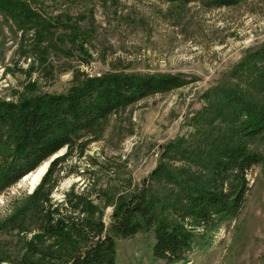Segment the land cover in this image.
Masks as SVG:
<instances>
[{
    "label": "rangeland",
    "instance_id": "rangeland-1",
    "mask_svg": "<svg viewBox=\"0 0 264 264\" xmlns=\"http://www.w3.org/2000/svg\"><path fill=\"white\" fill-rule=\"evenodd\" d=\"M15 1L35 19L23 28L0 10V99L28 95L32 83L35 92H65L81 73L180 78V87L149 94L107 116L85 154H72L62 163L54 190L59 200L72 187L100 191L103 197L96 203L108 222L118 199L165 163L172 175L152 186L159 199L157 217L174 220L172 201L181 193V182L204 179L206 155L218 141L213 139L241 117L230 99H247L256 109L264 105V0ZM263 130L249 145L263 162L248 171L243 208L217 231H206L207 244L195 248L187 263L154 257L153 226L116 239L117 264H264ZM62 150L46 161V171L66 153ZM27 176L0 196V221L15 197L34 190ZM33 234L0 231L2 264H20Z\"/></svg>",
    "mask_w": 264,
    "mask_h": 264
},
{
    "label": "trees",
    "instance_id": "trees-1",
    "mask_svg": "<svg viewBox=\"0 0 264 264\" xmlns=\"http://www.w3.org/2000/svg\"><path fill=\"white\" fill-rule=\"evenodd\" d=\"M0 10L23 28L35 19L20 1L0 0ZM181 84L178 76L164 73H81L65 92H35L32 83L30 94L0 99V196L66 148L64 155L50 162L32 192L14 198L11 212L0 221V231L34 233L20 264H45L42 259L51 257L52 264H117L116 239L153 226L154 257L187 263L195 248L207 244L206 231H217L240 213L250 190L248 171L263 162V156L249 145L263 130L264 105L261 102L256 109L247 99H230L241 117L213 139L218 141L206 155L204 179L187 177L181 182V193L172 201L174 220L157 217L159 199L152 186L157 178L172 175L165 163L118 199L108 222L96 203L103 197L100 191L72 187L62 200L54 197L62 163L72 154H85L107 116ZM217 112L218 108L211 113ZM4 261L0 251V264Z\"/></svg>",
    "mask_w": 264,
    "mask_h": 264
},
{
    "label": "bare ground",
    "instance_id": "bare-ground-1",
    "mask_svg": "<svg viewBox=\"0 0 264 264\" xmlns=\"http://www.w3.org/2000/svg\"><path fill=\"white\" fill-rule=\"evenodd\" d=\"M63 151V150H62ZM47 166V162L43 163L41 166H39L34 172L28 174L27 177H32V185H36L38 181L40 180L41 176L44 174L46 171L45 168ZM34 189V187L32 188Z\"/></svg>",
    "mask_w": 264,
    "mask_h": 264
},
{
    "label": "water",
    "instance_id": "water-1",
    "mask_svg": "<svg viewBox=\"0 0 264 264\" xmlns=\"http://www.w3.org/2000/svg\"><path fill=\"white\" fill-rule=\"evenodd\" d=\"M33 190V189H32Z\"/></svg>",
    "mask_w": 264,
    "mask_h": 264
}]
</instances>
